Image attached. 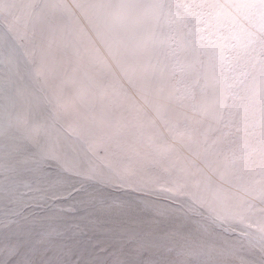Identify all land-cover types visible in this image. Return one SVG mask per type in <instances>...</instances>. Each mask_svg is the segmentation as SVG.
<instances>
[{"label":"snow or ice","instance_id":"obj_1","mask_svg":"<svg viewBox=\"0 0 264 264\" xmlns=\"http://www.w3.org/2000/svg\"><path fill=\"white\" fill-rule=\"evenodd\" d=\"M0 264H264V0H0Z\"/></svg>","mask_w":264,"mask_h":264}]
</instances>
